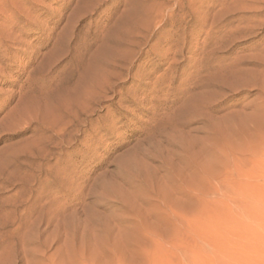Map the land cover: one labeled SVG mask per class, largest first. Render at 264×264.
<instances>
[{"label":"rangeland","instance_id":"1","mask_svg":"<svg viewBox=\"0 0 264 264\" xmlns=\"http://www.w3.org/2000/svg\"><path fill=\"white\" fill-rule=\"evenodd\" d=\"M0 264H264V0H0Z\"/></svg>","mask_w":264,"mask_h":264},{"label":"bare ground","instance_id":"2","mask_svg":"<svg viewBox=\"0 0 264 264\" xmlns=\"http://www.w3.org/2000/svg\"><path fill=\"white\" fill-rule=\"evenodd\" d=\"M133 15H134V14H133ZM134 18H135V16H134ZM132 22H133V21H132ZM135 23H136V22H135ZM116 25H117V24H116ZM131 25H132V24H131ZM113 27H114V26H113ZM124 29H125V28H124ZM112 30H113V29H112ZM135 30H136V29H135ZM139 30H140V29H139ZM115 31H116V30H115ZM136 31H137V30H136ZM129 33L133 34L134 32L132 33V31L129 30ZM129 33H128V34H129ZM110 34H111V33H110ZM136 34H138V33H136ZM108 35H109V34H108ZM121 35H122V34H121ZM106 36H107V35H106ZM128 37H129L128 35H127V36L125 35V38H128ZM146 38H147V37H146ZM138 39H141V40H142V39H145V38H144V37H137V36H135V34H133V37L131 36V38H128V39L126 40L127 45H125V46L129 47L130 49H131V48H134V47H137V46H138V41H139ZM103 40H104V39H103ZM113 41H114V40H113ZM144 41H145V40H144ZM121 43H122V42H120V44H121ZM140 43H141V42H140ZM116 44H117V43H116ZM120 44H119V46H121ZM122 44H123V43H122ZM113 45H114V44H113ZM114 46H115V45H114ZM139 46H140V45H139ZM121 47H122V46H121ZM123 47H124V46H123ZM123 47H122V49H123ZM118 48H120V47H118ZM105 49H107V48H105ZM122 49H121V50H122ZM125 49H126V47H125ZM134 49H135V48H134ZM110 50H111V49H110ZM114 50H115V49H114ZM123 50H124V49H123ZM126 50H127V49H126ZM115 51H116V50H115ZM129 52H130V51H129ZM106 53H107V52H106L105 50H104V51H103V50L101 51V53H100V54H101V59H102V55L104 56ZM114 54H115V52H114ZM105 56H106V55H105ZM104 58H105V57H104ZM104 58H103V59H104ZM125 58H126V57H125ZM101 59H99V60H101ZM101 61H103V60H101ZM118 61H119V60H118ZM119 63H121V60L119 61ZM123 63H124V62H123ZM121 64H122V63H121ZM90 68H91V67H90ZM207 68H208V67H207ZM88 69H89V68H88ZM202 69H203V68H202ZM89 70H90V69H89ZM203 70H204V69H203ZM206 70H207V69H206ZM208 74H209V72H208ZM83 75H84V74H83ZM85 76H86V75H85ZM93 76H94V75H93ZM85 78H86V77H85ZM85 78H84V79H85ZM207 78H208V77H207ZM207 78H206V79H207ZM198 79H199V78H198ZM201 79H202V80H201ZM201 79H200L201 81H204L203 78H201ZM209 80H210V79H209ZM80 81H81V80H80ZM198 81H199V80H198ZM81 82H83V81H81ZM81 82H80V83H81ZM87 82H88V80H87ZM209 82H210V81H209ZM83 83H84V82H83ZM83 83H82V84H83ZM198 83L201 84V83H203V82H198ZM207 83H208V81H207ZM211 83H213V82H211ZM197 85H198V84H197ZM203 85H204V86H203ZM203 85H202V86L200 85V86H201V89H202V87H205V86H206V82H204ZM207 85H210V83H208ZM211 85H212V84H211ZM211 85H210V86H211ZM101 88H102V87H101ZM199 88H200V87H199ZM208 88H209V87H208ZM219 88H220V87H219ZM78 89H79V88H78ZM204 89H205V88H204ZM204 89H203V90H204ZM209 89H210V88H209ZM217 89H218V88H217ZM217 89H216V90H217ZM207 90H208V89H207V87H206V90H204V92L207 91ZM78 91H79V90H78ZM78 91H77V92H78ZM211 92H213V90H211ZM208 93H209V92H208ZM202 94H203V92H202ZM202 94H201V96H202ZM206 94H207V93H206ZM206 94H205V95H206ZM198 95H199V94H198ZM198 95H197L196 97H198ZM209 95H211V94L209 93ZM212 96H214V95H212ZM194 97H195V96H194ZM202 97H203V96H202ZM202 97H201V98H202ZM198 98H199V97H198ZM204 98H206V96H205ZM210 98H213V97H210ZM208 99H209V98H208ZM197 100H199V99H197ZM189 101H191V100H189ZM194 101H195V98H194ZM206 101H208V100H206ZM199 102H200V101H199ZM190 103H191V102H190ZM195 103H197V102H195ZM200 103H202L203 106H204L203 101H201ZM206 103H207V102H206ZM208 103H210V102L208 101ZM192 104H193V103H192ZM197 105H198V104H197ZM187 106H189V105H187ZM187 106H186L187 109H188V108H191V106H190V107H187ZM199 106L201 107V105H199ZM205 106H207V105H205ZM208 106H209V104H208ZM208 106H207V107H208ZM192 107L194 108V106H192ZM195 107H196V106H195ZM200 107H198V108H200ZM205 108H206V107H205ZM187 109H186V110H187ZM202 109H203V107H202ZM202 109H201V110H202ZM184 110H185V108H184ZM188 110L190 111V109H188ZM182 111H183V110H182ZM184 112H185V111H183V113H184ZM186 112H187V111H186ZM186 112H185V113H186ZM192 112H193V111H192ZM187 113H188V112H187ZM203 113H204V111H203ZM203 113H202V114H203ZM262 114H263V113H262ZM197 116H198V115H197ZM231 119H232V118H231ZM226 120H227V119H226ZM228 120H229V119H228ZM239 121H240V120H239ZM202 122H204V121L202 120ZM239 125H240V124H239ZM241 125H243V124H241Z\"/></svg>","mask_w":264,"mask_h":264}]
</instances>
